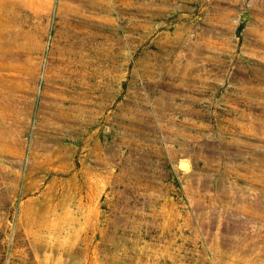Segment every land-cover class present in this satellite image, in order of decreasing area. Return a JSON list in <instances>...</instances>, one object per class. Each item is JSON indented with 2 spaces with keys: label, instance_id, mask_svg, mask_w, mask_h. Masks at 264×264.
I'll use <instances>...</instances> for the list:
<instances>
[{
  "label": "rangeland",
  "instance_id": "1",
  "mask_svg": "<svg viewBox=\"0 0 264 264\" xmlns=\"http://www.w3.org/2000/svg\"><path fill=\"white\" fill-rule=\"evenodd\" d=\"M0 264H264V0H0Z\"/></svg>",
  "mask_w": 264,
  "mask_h": 264
},
{
  "label": "water",
  "instance_id": "2",
  "mask_svg": "<svg viewBox=\"0 0 264 264\" xmlns=\"http://www.w3.org/2000/svg\"><path fill=\"white\" fill-rule=\"evenodd\" d=\"M189 165V162L187 160H184L182 163H181V166L182 167H187Z\"/></svg>",
  "mask_w": 264,
  "mask_h": 264
}]
</instances>
